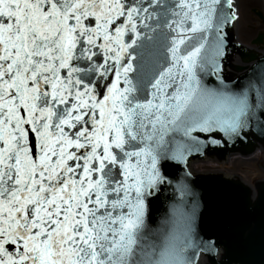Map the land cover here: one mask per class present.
Here are the masks:
<instances>
[{
  "label": "snow or ice",
  "instance_id": "obj_1",
  "mask_svg": "<svg viewBox=\"0 0 264 264\" xmlns=\"http://www.w3.org/2000/svg\"><path fill=\"white\" fill-rule=\"evenodd\" d=\"M240 21V0H0V264L218 251L189 160L264 137V56L225 73Z\"/></svg>",
  "mask_w": 264,
  "mask_h": 264
},
{
  "label": "water",
  "instance_id": "obj_2",
  "mask_svg": "<svg viewBox=\"0 0 264 264\" xmlns=\"http://www.w3.org/2000/svg\"><path fill=\"white\" fill-rule=\"evenodd\" d=\"M231 39L238 51L234 50L227 58L225 73L236 77L243 75L260 57L238 46L233 40L232 32ZM244 44L254 51L264 52V47ZM236 53L244 65H233L229 62ZM241 53H244L243 57ZM227 67L231 69L230 72L226 71ZM205 83L213 85L215 79L206 77ZM200 136L203 138V134ZM255 141L264 145V137L255 133L243 141L228 142L221 139L220 145H209L204 154L194 152L190 160L203 158L205 155H216L222 159L226 154L237 151L248 155L253 151ZM192 181L200 200L197 230L201 236L214 240L219 246L217 252L201 254L206 258L207 264H241L242 261L258 260L261 236L264 233V182L255 185L254 194L240 181L220 176H192Z\"/></svg>",
  "mask_w": 264,
  "mask_h": 264
},
{
  "label": "rangeland",
  "instance_id": "obj_3",
  "mask_svg": "<svg viewBox=\"0 0 264 264\" xmlns=\"http://www.w3.org/2000/svg\"><path fill=\"white\" fill-rule=\"evenodd\" d=\"M240 12L241 21L238 25L237 37L240 42L250 43L254 35L264 31V10L261 8L259 0H240ZM232 169L236 173H241L247 184L264 177V172L255 162L237 163L232 166ZM245 175H250L252 178L248 176L246 178Z\"/></svg>",
  "mask_w": 264,
  "mask_h": 264
},
{
  "label": "bare ground",
  "instance_id": "obj_4",
  "mask_svg": "<svg viewBox=\"0 0 264 264\" xmlns=\"http://www.w3.org/2000/svg\"><path fill=\"white\" fill-rule=\"evenodd\" d=\"M259 2L261 3V8L264 10V0H259ZM248 43V42H245ZM229 177V175H227Z\"/></svg>",
  "mask_w": 264,
  "mask_h": 264
}]
</instances>
